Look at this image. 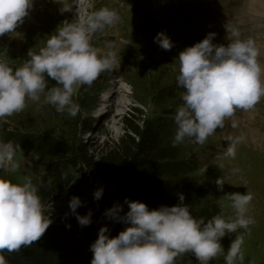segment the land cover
<instances>
[{"label": "rangeland", "instance_id": "obj_1", "mask_svg": "<svg viewBox=\"0 0 264 264\" xmlns=\"http://www.w3.org/2000/svg\"><path fill=\"white\" fill-rule=\"evenodd\" d=\"M83 1L86 0H74L77 5ZM67 2L35 0L16 33L0 37V60L13 69L21 66L28 59V51L38 52L64 21L72 23L79 19L84 23L91 12L106 6L115 9L120 19L94 34L92 43L105 51L106 45L112 43L117 53L116 67L102 72L91 86H74L73 100L80 106L75 117L69 116L67 111H56L55 106L45 102L42 93L39 101L28 100L23 111L0 118V142H13L19 136H58L68 139L70 146L87 147L89 155L98 158L107 145L118 144L125 138L131 126L142 128L145 122L162 126V144L176 150L177 162L195 165L183 172L207 184L208 195L203 206L215 203L227 219L234 211L225 195L247 190L253 193L249 214L255 223L247 230L239 229L237 233L226 235L221 241L224 254L215 257L212 263L225 264L228 247L240 236L244 240L242 264H264V97L251 110H237L233 119L238 121V128L232 129L231 121H226L225 128H218L203 145L186 139L173 147L174 115H166V112L176 111L181 103L183 89L176 80L179 72L176 58L180 51L202 41L210 32L217 34L214 43L226 45L225 25L235 27L242 39L254 41L257 60L264 66V0H91L89 11L85 13L80 6L77 10L71 7L65 18L61 9ZM161 31H166L174 43L170 51L154 42ZM114 94H118L119 103L106 119L101 114L107 107L106 101ZM112 118L116 122L109 124L108 119ZM228 135L245 137L244 142L237 145L234 158L221 154L222 147L230 143L226 140ZM46 161L33 151H17L16 167L0 176L13 183H23L30 178L39 191L46 192V197L41 199L44 215L53 223L65 210L71 211V198L66 189L57 187L54 182L48 184ZM86 173V179L80 175L76 180V185L86 181L81 199L90 196L89 188L94 184L92 175ZM218 178L223 180V190L215 183ZM188 254L187 264H199L192 253ZM236 264L241 262L237 260Z\"/></svg>", "mask_w": 264, "mask_h": 264}, {"label": "clouds", "instance_id": "obj_2", "mask_svg": "<svg viewBox=\"0 0 264 264\" xmlns=\"http://www.w3.org/2000/svg\"><path fill=\"white\" fill-rule=\"evenodd\" d=\"M34 0H0V37L16 33L33 7ZM73 4H76L75 2ZM72 7V6H71ZM71 7H62L69 11ZM120 19L118 12L102 7L91 12L84 23L78 20L64 21L48 36L46 44L38 52L30 49L28 59L15 69L0 60V118L24 110L27 101L37 102L45 94V102L55 106L56 111L75 117L80 111L73 96L77 85L91 86L104 71L117 64L114 45L108 43L102 50L92 43V36L113 26ZM228 43H214L215 32L202 41L180 51L177 84L183 91L181 103L176 107L174 123L176 130L173 147L186 139L203 145L216 130L223 129L226 121L231 128L239 127L233 119L237 110L248 111L264 97V66L257 60V49L251 38L242 39L238 29L225 25ZM154 42L163 50L174 47L166 31L159 32ZM47 78L56 82L48 87ZM230 143L222 147L221 154L234 158L236 147L244 142L243 135H228ZM20 146L12 141L0 142V173L15 168L14 158ZM75 175V173H73ZM68 173L63 174L67 179ZM51 178L48 184L51 185ZM215 183L223 190V180ZM38 188L31 179L13 183L0 176V252L19 251L41 240L52 223L44 215V206ZM103 187L94 192L98 201ZM179 203L150 209L146 203L125 199L128 211L116 204L104 215L122 222L127 227L115 237L110 236L107 226L99 229L98 238L91 244V264H175L176 258L192 253L199 264H209L224 254L222 239L239 229H249L255 223L249 214L253 193L235 192L225 196L231 202L234 215L227 219L217 214L205 221L192 215L185 195L178 193ZM84 204L79 196L69 201L71 214L83 227L92 223V211L80 215L77 209ZM71 228V224L67 225ZM242 237L237 236L224 256L225 264H242ZM0 264H7L0 255Z\"/></svg>", "mask_w": 264, "mask_h": 264}, {"label": "trees", "instance_id": "obj_3", "mask_svg": "<svg viewBox=\"0 0 264 264\" xmlns=\"http://www.w3.org/2000/svg\"><path fill=\"white\" fill-rule=\"evenodd\" d=\"M46 79L49 88L56 85L54 80ZM174 114L175 111L166 112L168 116ZM162 128L147 122L142 128L131 126L125 138L118 144L107 145L98 158L89 155L83 145L70 146L64 137H16L13 143L20 146L17 151L30 150L45 158V169L51 181L66 189L70 198H82L86 181L76 185L79 176L84 175L86 179V171L92 175L94 184L89 188L90 196L81 199L84 204L77 212L86 215L91 210L93 215L92 223L82 227L76 216L65 210L40 241L19 251L0 252L7 264H91L93 253L90 246L98 238L99 229L107 226L110 236L115 237L127 227L104 215L116 204L123 205L122 215L126 213L129 210L124 204L126 198L146 203L150 209H158L162 205L178 204V193H183L194 217H203L207 221L222 214L215 203L202 205L208 195L207 184L183 172L190 171L195 165L177 162L176 150L162 144ZM64 173H68L67 179L62 178ZM100 187L104 193L97 201L94 192ZM38 194L41 199L46 197V192L39 191ZM68 224L71 228L67 227ZM189 259L188 253L182 254L176 258L175 264H187ZM209 264H213L212 260Z\"/></svg>", "mask_w": 264, "mask_h": 264}, {"label": "bare ground", "instance_id": "obj_4", "mask_svg": "<svg viewBox=\"0 0 264 264\" xmlns=\"http://www.w3.org/2000/svg\"><path fill=\"white\" fill-rule=\"evenodd\" d=\"M35 1V0H34ZM37 1V0H36ZM75 1H77V0H75ZM255 2V1H254ZM74 3V0H68V2L66 3V5H65V7L67 8V7H71L72 6V8L74 7V8H76V10L79 8V6L82 8V10L83 11H85V13L87 12V11H89V9H90V4H91V0H86V1H83L82 2V4L81 5H77V4H73ZM256 3V2H255ZM54 5V4H53ZM264 6V5H263ZM78 7V8H77ZM80 12H81V10H80ZM62 14L64 15V17L65 18H68V16H69V13L67 12V11H65V13L64 12H62ZM76 15H77V13H76ZM75 20V19H74ZM121 92V91H120ZM122 94H123V92H121ZM117 95L118 94H114V97H112L110 100H107L106 101V104H107V107H106V109H105V111H103L102 112V114H101V116L102 117H104V118H106L107 119V116H110V114H111V112H112V110H113V108H114V106L116 105L117 106V104L119 103H117V101H116V97H117ZM121 104V103H120ZM122 105V104H121ZM119 107V106H118ZM115 108H117V107H115ZM111 122H116L115 121V119L114 118H112V120L110 119H108V123L109 124H111Z\"/></svg>", "mask_w": 264, "mask_h": 264}]
</instances>
